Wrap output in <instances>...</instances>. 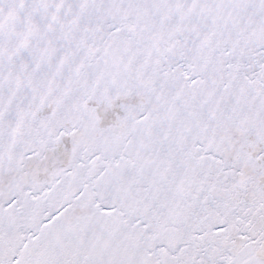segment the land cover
Wrapping results in <instances>:
<instances>
[{
	"label": "snow or ice",
	"instance_id": "6c2138e0",
	"mask_svg": "<svg viewBox=\"0 0 264 264\" xmlns=\"http://www.w3.org/2000/svg\"><path fill=\"white\" fill-rule=\"evenodd\" d=\"M0 264H264V0H0Z\"/></svg>",
	"mask_w": 264,
	"mask_h": 264
}]
</instances>
